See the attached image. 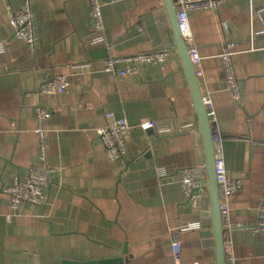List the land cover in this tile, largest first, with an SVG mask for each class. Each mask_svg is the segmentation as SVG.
<instances>
[{
	"label": "crops",
	"instance_id": "crops-1",
	"mask_svg": "<svg viewBox=\"0 0 264 264\" xmlns=\"http://www.w3.org/2000/svg\"><path fill=\"white\" fill-rule=\"evenodd\" d=\"M23 2L0 0V264L123 256L127 264H176L170 237L175 230L184 264H217L213 227L201 225L195 212L200 202L188 203L181 185L179 170L198 167L202 196L209 194L199 166L198 117L164 1L103 0L104 27L98 31L90 0H32L35 52L14 36L11 24ZM189 17L216 119L234 122L241 102L229 88L221 54L226 42H236L237 77H264V0H226L217 10H192ZM156 50L167 51V60L140 63L127 80L105 70L108 57ZM57 76H67V92L42 94L41 86ZM40 106L51 112L44 129L53 203L15 210L3 188L39 162ZM173 111L193 128L185 132V125L176 124L179 133L173 134ZM120 119L131 126L129 152L112 162L98 131ZM148 122L157 124L156 135L141 128ZM226 150L228 175L242 190L249 178L246 162L237 145ZM262 203L264 195L245 196L230 207L226 240L233 242L235 264H264V234L250 228Z\"/></svg>",
	"mask_w": 264,
	"mask_h": 264
},
{
	"label": "built area",
	"instance_id": "built-area-1",
	"mask_svg": "<svg viewBox=\"0 0 264 264\" xmlns=\"http://www.w3.org/2000/svg\"><path fill=\"white\" fill-rule=\"evenodd\" d=\"M226 0H175L177 6V17L182 36L189 48L196 75L200 82V93L203 102L208 110V116L212 122V133L215 151L216 176L219 183L220 210L222 212L225 228H231L229 198L236 194L241 186L238 180L228 175L224 154V139L218 127V120L213 111L211 92L206 83L203 72L200 69L202 56L192 31L189 12L192 10H217ZM90 18L95 24V29L102 31L103 0H90ZM11 24L14 28V36L26 42L29 50L35 52L37 46V35L34 25V14L32 11V0H24L21 8L14 12L11 17ZM142 34L147 36L145 28H140ZM236 42L228 41L225 43L221 58L225 64L226 79L234 98L241 100L239 81L236 67L233 64ZM167 51L156 50L153 52L140 53L126 58L108 57L105 59V70L115 72L120 80H127L129 76L138 73V64L151 63L162 64L167 60ZM121 63H128L124 68H119ZM69 86L67 76H57L45 82L41 86V93L45 95L65 94ZM51 112L46 107L37 108V133L40 140L39 162L30 166L25 177L12 179L3 188V192L8 196L10 205L15 210L25 208L27 205L46 207L53 203V199L48 193L53 170L48 166V144L44 123L49 118ZM155 122L143 124L141 128L156 129ZM22 131L28 130L22 127ZM131 131V126L126 119L108 124L98 131V136L105 147L108 160L115 162L126 158L129 152L127 145V135ZM181 175V185L184 190L187 202L196 206L200 198L205 194V186L200 182L198 167L183 168L179 170ZM198 206V205H197ZM11 219V216H9ZM243 225V224H241ZM250 228L259 234H264V203L259 207L256 222ZM171 244L176 264H184L182 259V242L178 230L170 233ZM225 253L227 264H235V252L233 242L225 240Z\"/></svg>",
	"mask_w": 264,
	"mask_h": 264
},
{
	"label": "water",
	"instance_id": "water-1",
	"mask_svg": "<svg viewBox=\"0 0 264 264\" xmlns=\"http://www.w3.org/2000/svg\"><path fill=\"white\" fill-rule=\"evenodd\" d=\"M172 26L178 54L182 61L183 70L189 83L194 109L198 117V135L200 136L201 148L199 151V159L201 164V175H205L208 182V195L200 198L199 205L195 208V212L200 214L201 225L203 227H213L216 245L217 264H227L225 253V240L228 231L224 226L222 212L220 210V194L219 183L216 176L215 151L212 133V122L208 116V110L205 106L202 95L200 93V82L196 75L192 59L189 54V48L182 36L178 17L177 6L175 0H163ZM240 88V105L236 110V118L234 122H219L218 127L222 136L227 139L224 142V154L226 167L228 165V153L226 147L235 144L239 147L240 156L246 162L245 172H249V178L244 182V187L236 194L229 198V207H234L233 203L239 197L264 195V190L256 189L264 187V77L252 76L247 73L243 77H238ZM172 133H179L176 124L185 125L183 131L187 132L193 128L189 119L183 121L178 120L176 112H172ZM228 128V129H227ZM150 136L156 135L153 128L147 129ZM164 137V133H160L158 139ZM233 139V141H232ZM151 150L148 149L144 153L145 157H150ZM200 169V168H199ZM233 212H230V221ZM128 254L127 246L124 255ZM129 259L123 257L95 261V262H74L72 260H63L62 264H127Z\"/></svg>",
	"mask_w": 264,
	"mask_h": 264
}]
</instances>
